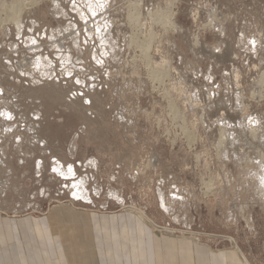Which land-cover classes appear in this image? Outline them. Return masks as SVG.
I'll return each instance as SVG.
<instances>
[{
  "label": "rangeland",
  "instance_id": "374dc122",
  "mask_svg": "<svg viewBox=\"0 0 264 264\" xmlns=\"http://www.w3.org/2000/svg\"><path fill=\"white\" fill-rule=\"evenodd\" d=\"M92 2L0 0V219H135L264 264V0Z\"/></svg>",
  "mask_w": 264,
  "mask_h": 264
},
{
  "label": "crops",
  "instance_id": "0c3cea01",
  "mask_svg": "<svg viewBox=\"0 0 264 264\" xmlns=\"http://www.w3.org/2000/svg\"><path fill=\"white\" fill-rule=\"evenodd\" d=\"M95 216L0 219V264H250L235 244L213 245L154 226L151 232L135 219Z\"/></svg>",
  "mask_w": 264,
  "mask_h": 264
},
{
  "label": "bare ground",
  "instance_id": "6f19581e",
  "mask_svg": "<svg viewBox=\"0 0 264 264\" xmlns=\"http://www.w3.org/2000/svg\"><path fill=\"white\" fill-rule=\"evenodd\" d=\"M106 4V3H105ZM96 5L98 8L100 7V5H104V0H93L92 2V6ZM91 6V7H92ZM101 30V29H100ZM222 108V107H221ZM223 132V131H222ZM231 132V131H230ZM250 132V131H249ZM255 132V131H254ZM189 134V133H188ZM224 135V134H223ZM255 135V134H253ZM256 138V137H255ZM225 139V138H224ZM241 141V140H240ZM235 145V144H234ZM236 147V146H235ZM244 151V150H243ZM238 155V154H237ZM262 155V154H261ZM235 157V156H234ZM81 183V182H80ZM264 190V189H263ZM159 232V231H158Z\"/></svg>",
  "mask_w": 264,
  "mask_h": 264
}]
</instances>
